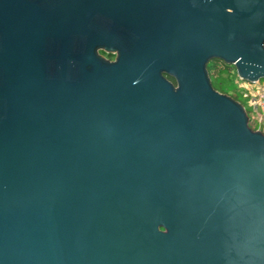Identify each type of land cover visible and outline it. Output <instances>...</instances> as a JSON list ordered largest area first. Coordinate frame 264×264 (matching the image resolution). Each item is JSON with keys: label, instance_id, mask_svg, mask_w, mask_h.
Returning <instances> with one entry per match:
<instances>
[{"label": "water", "instance_id": "95a60500", "mask_svg": "<svg viewBox=\"0 0 264 264\" xmlns=\"http://www.w3.org/2000/svg\"><path fill=\"white\" fill-rule=\"evenodd\" d=\"M211 60L264 78V0H0V264H264V133Z\"/></svg>", "mask_w": 264, "mask_h": 264}, {"label": "rangeland", "instance_id": "374dc122", "mask_svg": "<svg viewBox=\"0 0 264 264\" xmlns=\"http://www.w3.org/2000/svg\"><path fill=\"white\" fill-rule=\"evenodd\" d=\"M218 68L219 71H217L216 74L209 76L213 88L220 93H224L234 98L247 111H250L251 109L248 107L247 101L244 97V83L241 82V79L237 76L234 66L221 64ZM261 80H264V78ZM250 127L254 130L257 129L256 125H250ZM262 133H264V131H262Z\"/></svg>", "mask_w": 264, "mask_h": 264}, {"label": "built area", "instance_id": "2783aa9c", "mask_svg": "<svg viewBox=\"0 0 264 264\" xmlns=\"http://www.w3.org/2000/svg\"><path fill=\"white\" fill-rule=\"evenodd\" d=\"M244 83V97L247 101L248 107L251 109L247 111L249 125H256L255 130L264 131V80H257L255 82Z\"/></svg>", "mask_w": 264, "mask_h": 264}, {"label": "flooded vegetation", "instance_id": "af4514ba", "mask_svg": "<svg viewBox=\"0 0 264 264\" xmlns=\"http://www.w3.org/2000/svg\"><path fill=\"white\" fill-rule=\"evenodd\" d=\"M97 54L98 56H100L103 60L107 61V62H114L117 58V50L115 49H106L104 46L100 47L97 49ZM212 64V65H211ZM221 64H223L221 61L219 60H211L208 62V65L213 66V65H218L220 66ZM165 77L175 86L176 82L175 80L170 77L165 75ZM162 230V229H161Z\"/></svg>", "mask_w": 264, "mask_h": 264}, {"label": "trees", "instance_id": "16d2710c", "mask_svg": "<svg viewBox=\"0 0 264 264\" xmlns=\"http://www.w3.org/2000/svg\"><path fill=\"white\" fill-rule=\"evenodd\" d=\"M223 65L225 64L223 63ZM207 71L209 76H211L212 74H216V72L219 71L218 65H213V66L208 65Z\"/></svg>", "mask_w": 264, "mask_h": 264}]
</instances>
